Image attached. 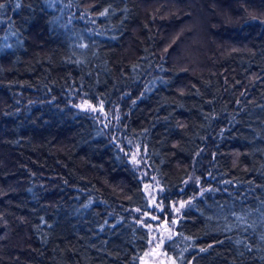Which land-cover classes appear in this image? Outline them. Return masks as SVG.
I'll return each mask as SVG.
<instances>
[{
	"label": "trees",
	"instance_id": "obj_1",
	"mask_svg": "<svg viewBox=\"0 0 264 264\" xmlns=\"http://www.w3.org/2000/svg\"><path fill=\"white\" fill-rule=\"evenodd\" d=\"M0 5V264H139L132 144L163 213L192 199L174 264H264V0Z\"/></svg>",
	"mask_w": 264,
	"mask_h": 264
},
{
	"label": "rangeland",
	"instance_id": "obj_2",
	"mask_svg": "<svg viewBox=\"0 0 264 264\" xmlns=\"http://www.w3.org/2000/svg\"><path fill=\"white\" fill-rule=\"evenodd\" d=\"M77 106L92 115L105 129H113L112 135L119 139L116 132L121 118L118 106H106L104 102L92 104L87 100H81ZM145 152V147L139 144H132L128 152L129 161L141 178L142 190L149 203V210L134 209L133 213L137 216V222L146 228L149 237L147 249L139 264H174L165 253L164 246L173 235V225L192 199L178 201L168 213H163L162 189L157 179L146 169Z\"/></svg>",
	"mask_w": 264,
	"mask_h": 264
},
{
	"label": "snow or ice",
	"instance_id": "obj_3",
	"mask_svg": "<svg viewBox=\"0 0 264 264\" xmlns=\"http://www.w3.org/2000/svg\"><path fill=\"white\" fill-rule=\"evenodd\" d=\"M0 7H2V5H0Z\"/></svg>",
	"mask_w": 264,
	"mask_h": 264
}]
</instances>
